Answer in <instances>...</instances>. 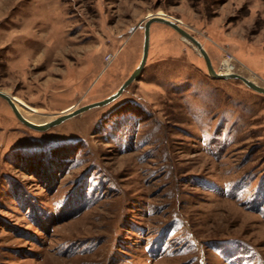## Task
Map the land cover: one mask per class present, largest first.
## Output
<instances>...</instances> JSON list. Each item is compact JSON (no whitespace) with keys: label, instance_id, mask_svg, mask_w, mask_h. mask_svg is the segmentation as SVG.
<instances>
[{"label":"rangeland","instance_id":"374dc122","mask_svg":"<svg viewBox=\"0 0 264 264\" xmlns=\"http://www.w3.org/2000/svg\"><path fill=\"white\" fill-rule=\"evenodd\" d=\"M157 13L264 83V0H0V90L107 98ZM0 264H264V94L153 22L103 105L0 97Z\"/></svg>","mask_w":264,"mask_h":264},{"label":"water","instance_id":"95a60500","mask_svg":"<svg viewBox=\"0 0 264 264\" xmlns=\"http://www.w3.org/2000/svg\"><path fill=\"white\" fill-rule=\"evenodd\" d=\"M177 19L168 16V15H151L149 16L143 24V47H142V56L140 59V62L138 64V66L131 72V74L126 78V80L120 85V87L118 88V90L110 95L107 98H104L100 101L97 102H93L90 104H86L83 106H80L79 108H76L74 110H71L69 112L66 113H62L59 114L58 116H56L55 118L49 120V121H45L42 123H34L29 121L28 119H26L25 117H23L15 108L12 98V95H9L3 91L0 90V97L4 98L8 104L10 105L12 111L14 112L15 116L25 125L37 129V130H45L46 128L53 126V125H57L59 123H61L62 121L66 120L67 118H70L76 114H79L81 112H83L86 109L92 108L94 106H99V105H103L109 101H111L112 99H114L115 97H117L124 89L125 87L131 83L135 78H137V76L140 74L144 63L146 61V57H147V53H148V47H149V30H150V25L153 22H161L164 23L168 26H170L171 28H173L174 30H176L181 37L184 40L189 41L190 43H192L195 47L198 48L199 52L201 53V55L203 56L205 63H206V68H207V72L208 74L212 77V78H222V79H226V78H237L242 80L248 87H250L251 89L263 93L264 94V86L260 85V84H256L253 81L245 78L244 76L238 74V73H218L215 71V69L213 68L210 58L208 56V54L206 53V51L204 50L203 46L201 45V43L194 37L192 36L189 32H187L185 29H183L179 22L176 21Z\"/></svg>","mask_w":264,"mask_h":264},{"label":"bare ground","instance_id":"6f19581e","mask_svg":"<svg viewBox=\"0 0 264 264\" xmlns=\"http://www.w3.org/2000/svg\"><path fill=\"white\" fill-rule=\"evenodd\" d=\"M156 15H165V14H163V13H157ZM176 21L178 22V20H176ZM232 67L239 68V67H241V64L238 61H235V60L234 61L226 60L225 61V69L228 71V70H231ZM241 74H242V76H244L245 78L253 81L254 83H256V84L258 83V84L264 86V83L259 78L255 77V79H253V73L251 71L247 70V72H243ZM11 98H12V101H13V104H14L15 108L17 109V111L23 117H25L26 119H28L31 122L38 123V122H35L33 118H31L30 116L27 115V113L28 114H32V115H35L37 113V110H36L35 107L27 104L25 101H23L21 98H19L17 96H13ZM71 109L72 108H69L68 107V109H66L65 111H69Z\"/></svg>","mask_w":264,"mask_h":264},{"label":"built area","instance_id":"2783aa9c","mask_svg":"<svg viewBox=\"0 0 264 264\" xmlns=\"http://www.w3.org/2000/svg\"><path fill=\"white\" fill-rule=\"evenodd\" d=\"M228 60L233 61V60H232V57H228Z\"/></svg>","mask_w":264,"mask_h":264}]
</instances>
